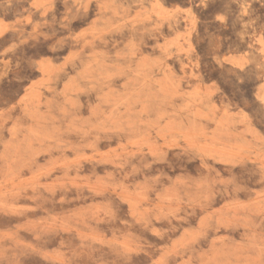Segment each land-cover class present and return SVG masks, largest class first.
Wrapping results in <instances>:
<instances>
[{
  "label": "rangeland",
  "instance_id": "obj_1",
  "mask_svg": "<svg viewBox=\"0 0 264 264\" xmlns=\"http://www.w3.org/2000/svg\"><path fill=\"white\" fill-rule=\"evenodd\" d=\"M0 264H264V0H0Z\"/></svg>",
  "mask_w": 264,
  "mask_h": 264
}]
</instances>
